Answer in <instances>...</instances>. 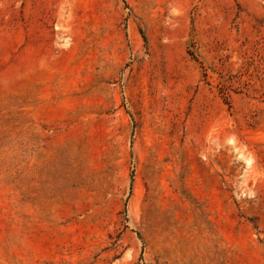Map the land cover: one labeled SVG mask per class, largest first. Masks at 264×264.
I'll use <instances>...</instances> for the list:
<instances>
[{
	"label": "rangeland",
	"instance_id": "374dc122",
	"mask_svg": "<svg viewBox=\"0 0 264 264\" xmlns=\"http://www.w3.org/2000/svg\"><path fill=\"white\" fill-rule=\"evenodd\" d=\"M0 264H264V0H0Z\"/></svg>",
	"mask_w": 264,
	"mask_h": 264
}]
</instances>
